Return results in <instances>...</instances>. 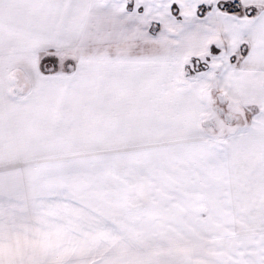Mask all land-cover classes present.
Segmentation results:
<instances>
[{"label":"snow or ice","instance_id":"obj_1","mask_svg":"<svg viewBox=\"0 0 264 264\" xmlns=\"http://www.w3.org/2000/svg\"><path fill=\"white\" fill-rule=\"evenodd\" d=\"M0 264H264V0H0Z\"/></svg>","mask_w":264,"mask_h":264}]
</instances>
